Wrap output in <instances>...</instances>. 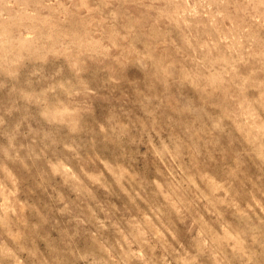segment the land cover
<instances>
[{"label": "rangeland", "instance_id": "374dc122", "mask_svg": "<svg viewBox=\"0 0 264 264\" xmlns=\"http://www.w3.org/2000/svg\"><path fill=\"white\" fill-rule=\"evenodd\" d=\"M0 264H264V0H0Z\"/></svg>", "mask_w": 264, "mask_h": 264}]
</instances>
